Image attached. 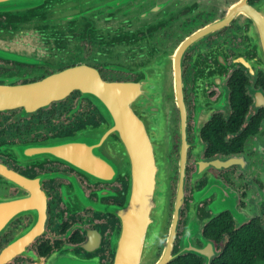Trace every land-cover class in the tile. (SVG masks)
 I'll return each instance as SVG.
<instances>
[{
    "label": "flooded vegetation",
    "instance_id": "obj_1",
    "mask_svg": "<svg viewBox=\"0 0 264 264\" xmlns=\"http://www.w3.org/2000/svg\"><path fill=\"white\" fill-rule=\"evenodd\" d=\"M53 1L0 14L11 57L0 58V85L88 68L107 85L144 83L135 114L147 96L171 111L168 235L155 246L148 233L144 251L161 257L174 222V253L204 240L214 258L235 230L264 227V0ZM97 96L75 88L35 110H0V264H116L125 112L107 86ZM76 135L83 166L58 155Z\"/></svg>",
    "mask_w": 264,
    "mask_h": 264
},
{
    "label": "water",
    "instance_id": "obj_2",
    "mask_svg": "<svg viewBox=\"0 0 264 264\" xmlns=\"http://www.w3.org/2000/svg\"><path fill=\"white\" fill-rule=\"evenodd\" d=\"M48 1L53 0H0V14L24 15L34 8L42 7ZM64 1L69 0L59 1V4ZM110 1L92 0L91 3L101 6ZM181 6L173 2L172 11L174 12L175 8L180 9ZM155 9L158 10V8ZM173 16L172 13L171 17ZM197 38L194 37L192 40ZM1 58L11 59L9 56ZM175 63L176 75L179 77V59L178 61L175 59ZM87 69H69L46 82L30 85L27 88L0 85V110H10L18 106H24L26 109L30 106V109L35 110L44 105V102L55 97H63L75 88L101 98L97 95L103 87L107 86L109 92L114 94V103L118 106L124 105L123 123L119 126L118 134L123 143L122 159L125 162L123 173L128 174L130 178L128 194L124 201L125 208L122 213L125 225L123 242L119 245L120 257L118 256L119 259L117 257L116 264H143L148 261L151 263L154 259H156V264H169L181 255L189 253L203 258L204 264H212L215 256L214 246L204 240V250L191 245L186 238V244L184 243L186 246L174 253L176 222L170 231L168 247L161 257H157L155 252V248L158 247L152 251H144L148 233L154 239L155 246L163 236L168 235L166 228L169 219L168 201L172 175L169 153L172 149L173 116L170 110H166L162 101L152 99L150 102L149 96L143 98V102L147 103L146 108L142 107L144 105L142 102L139 115L135 114L131 106L139 96L142 101L144 83L107 85L101 80L96 70L88 72ZM64 140L65 144L71 143L65 145L67 148L64 151H58V155L71 161L72 165L83 166L84 164L79 161L82 159L78 151L80 137L76 135L74 138ZM232 213L234 215V210ZM235 217L239 220L237 215ZM200 227L201 224L198 226L199 236L201 235Z\"/></svg>",
    "mask_w": 264,
    "mask_h": 264
},
{
    "label": "trees",
    "instance_id": "obj_3",
    "mask_svg": "<svg viewBox=\"0 0 264 264\" xmlns=\"http://www.w3.org/2000/svg\"><path fill=\"white\" fill-rule=\"evenodd\" d=\"M226 222H219V229ZM216 229V227H214ZM170 264H204L194 255L181 256ZM212 264H264V227L255 222L230 234L223 250L212 261Z\"/></svg>",
    "mask_w": 264,
    "mask_h": 264
},
{
    "label": "rangeland",
    "instance_id": "obj_4",
    "mask_svg": "<svg viewBox=\"0 0 264 264\" xmlns=\"http://www.w3.org/2000/svg\"><path fill=\"white\" fill-rule=\"evenodd\" d=\"M7 56H8V55H6V54H2V53H0V58H1V57L7 58Z\"/></svg>",
    "mask_w": 264,
    "mask_h": 264
}]
</instances>
